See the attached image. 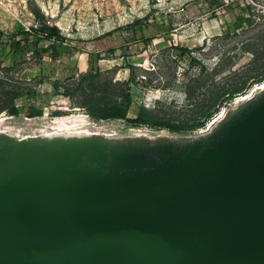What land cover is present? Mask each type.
<instances>
[{
  "label": "water",
  "instance_id": "1",
  "mask_svg": "<svg viewBox=\"0 0 264 264\" xmlns=\"http://www.w3.org/2000/svg\"><path fill=\"white\" fill-rule=\"evenodd\" d=\"M0 264H264V89L195 136L0 133Z\"/></svg>",
  "mask_w": 264,
  "mask_h": 264
},
{
  "label": "rangeland",
  "instance_id": "2",
  "mask_svg": "<svg viewBox=\"0 0 264 264\" xmlns=\"http://www.w3.org/2000/svg\"><path fill=\"white\" fill-rule=\"evenodd\" d=\"M36 8L48 24L62 30L68 41L57 59H52L50 52L39 57L29 50L25 57L17 59L12 70H7L13 65L11 58L0 60V75L12 83L34 86L41 74L66 80L73 73L96 68L115 74L116 79H126L133 65L137 77L146 78L144 83L133 86L135 109L144 104L171 117L188 103L183 89L190 57L180 55L181 47L192 49L191 55L206 65L208 71L202 74V80L210 87L217 82L231 83L232 71L264 69V0H0V28L12 32L17 39L28 37L31 41L33 36L27 32L38 24L33 13ZM147 15L143 31L128 28L136 18ZM243 16L248 20L236 28L237 19ZM149 38L151 41L145 43L144 39ZM48 43L45 40L41 45ZM200 73V67L191 71L194 75ZM263 83H253L245 93L250 94ZM39 91L41 95L20 99L18 103L44 105L43 116L30 118L26 108L20 117L3 112L0 129L2 124L31 135L39 129L55 130L66 123L73 129H98L116 139L174 135L167 131L136 135L128 130L122 132L115 123L97 126L84 109L72 104V99L52 95L48 83L39 86ZM44 92L48 95L43 96ZM235 99L219 113L227 114L234 108ZM57 109L65 114L50 113ZM212 120L204 129L215 125Z\"/></svg>",
  "mask_w": 264,
  "mask_h": 264
},
{
  "label": "trees",
  "instance_id": "3",
  "mask_svg": "<svg viewBox=\"0 0 264 264\" xmlns=\"http://www.w3.org/2000/svg\"><path fill=\"white\" fill-rule=\"evenodd\" d=\"M247 8L250 9L251 6L248 5ZM33 13L38 24L31 26L30 32H27L33 36L31 41L28 37L23 40L17 39L12 32L0 28V60L11 58L13 62L7 70H12L17 64V59L25 57L29 50H33V53L39 57L45 52H50L52 59H57L60 49L68 41L57 25H50L44 20L38 8L33 9ZM148 18L149 15L144 18L138 17L128 24V28L133 32L143 31L146 24L144 19L148 20ZM247 20L244 16L238 18L235 27L241 28ZM45 40L49 42L48 45H41ZM150 41L151 38L144 39L145 43ZM191 51L192 49L181 47L180 55L190 57L189 65L184 72L187 82L183 89L187 94L188 103L176 116H163L158 110L144 104L135 109L133 86L144 83L143 79L146 78L139 79L133 65L130 66V74L126 79H116L115 74L110 75L108 71L96 68L73 73L66 80L53 78L51 74H41L38 83L34 86L28 83L22 85L23 82L18 81L12 83L0 75V114L5 112L9 116L20 117L26 108L27 116L30 118L43 116L44 105L36 103H30L28 106L19 105L18 101L41 95L39 86L48 83L53 89L52 95H62L72 99V104L84 109L94 125L115 123L120 125L122 132H126L129 128H142L156 132L167 131L174 135L195 136L223 107L232 105L233 100L245 93L253 83H262L264 69L232 71L234 79L231 83L217 82L210 87L202 80V74L208 71V68L197 57L192 56ZM197 67H200L201 73L191 74V71ZM44 95H48V92H44ZM50 113L54 116L65 114L59 109Z\"/></svg>",
  "mask_w": 264,
  "mask_h": 264
},
{
  "label": "bare ground",
  "instance_id": "4",
  "mask_svg": "<svg viewBox=\"0 0 264 264\" xmlns=\"http://www.w3.org/2000/svg\"><path fill=\"white\" fill-rule=\"evenodd\" d=\"M261 89H264V83L259 85L257 88H255L251 94L254 95L255 93H257L258 91H260ZM250 94V95H251ZM250 95H247L245 97H243L242 99H239L238 102L235 103V106L238 105L242 100H245L246 98H248ZM252 97V96H251ZM225 116V112L221 113L215 120H214V124H216L218 121H220L221 118H223ZM2 121V119H0V122ZM76 126V125H75ZM1 133H6V134H10L11 136L17 137V138H27V137H31V136H35V135H47V136H53V135H60V134H70V135H74V134H98L101 133L98 129H87V128H77V129H73L71 128L68 124L63 123L61 124L58 128H56L55 130H46V129H39V131H37L35 134H31V135H25V134H21L20 130H16V132L14 131V128L10 127V126H6V125H2L1 124V129H0ZM109 136V134H106Z\"/></svg>",
  "mask_w": 264,
  "mask_h": 264
},
{
  "label": "built area",
  "instance_id": "5",
  "mask_svg": "<svg viewBox=\"0 0 264 264\" xmlns=\"http://www.w3.org/2000/svg\"><path fill=\"white\" fill-rule=\"evenodd\" d=\"M250 94H251V93H250ZM250 94L245 93L244 95H240V96L236 97V99H235V103L238 102L239 99H242L243 97H245V96H247V95H250ZM251 96H253V95L251 94V95H250L248 98H246L245 100L251 98ZM245 100H242V101H245ZM242 101H241V102H242ZM241 102H240V103H241ZM220 114H221V113H219L215 118H213L212 123L214 122V120H215ZM211 129H212L211 126H208V128H206V129L201 128V129L199 130V132H198L197 135L205 134V133L209 132ZM128 131H129V132H134L136 135H142V134H146V132H150V130H148V129H142V128H129ZM0 133H1V132H0Z\"/></svg>",
  "mask_w": 264,
  "mask_h": 264
}]
</instances>
